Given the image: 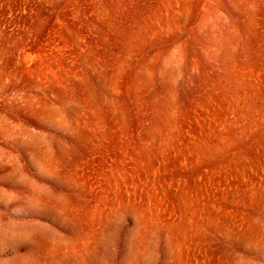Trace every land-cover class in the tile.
Here are the masks:
<instances>
[{"label": "rangeland", "instance_id": "obj_1", "mask_svg": "<svg viewBox=\"0 0 264 264\" xmlns=\"http://www.w3.org/2000/svg\"><path fill=\"white\" fill-rule=\"evenodd\" d=\"M0 264H264V0H0Z\"/></svg>", "mask_w": 264, "mask_h": 264}]
</instances>
